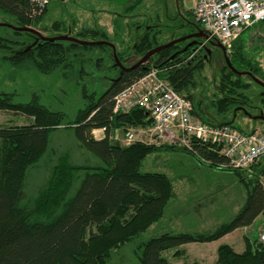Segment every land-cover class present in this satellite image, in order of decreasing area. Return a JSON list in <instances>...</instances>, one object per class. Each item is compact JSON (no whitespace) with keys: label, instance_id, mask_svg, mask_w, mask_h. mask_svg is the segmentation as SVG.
Instances as JSON below:
<instances>
[{"label":"trees","instance_id":"obj_1","mask_svg":"<svg viewBox=\"0 0 264 264\" xmlns=\"http://www.w3.org/2000/svg\"><path fill=\"white\" fill-rule=\"evenodd\" d=\"M141 1L132 0L123 8L114 21L115 28L123 26L121 20L136 16L133 10ZM48 5L38 13L31 0H0V17L14 20L15 26L34 28L47 13ZM177 17L192 31L201 29L191 8L178 12ZM146 24L143 33L130 35L132 43L125 46L116 29L112 37L96 25L74 34L72 28L64 27V22L59 20L51 24V29L58 35L80 40H107L114 44L120 63L127 67L163 44L157 39L158 26ZM133 25L140 27L135 22ZM259 26L264 31V20L253 27ZM243 35L242 32L232 42L227 56L236 70L249 71L264 82L260 64L247 51ZM34 40L33 33L0 25V61L13 67L26 62L45 74L66 69V77L76 72L80 79V73L86 74V65L94 62L93 66L100 68L107 61V71L112 76L101 93L81 84L77 92L79 103L71 114L52 108L36 97L23 103L17 102L11 93L0 92V110H11L28 118L26 124L0 126V264H120L116 258L125 248L129 250L128 264H170L169 252L182 257L184 245L213 242L251 226L264 213V155L246 167L234 168L226 166L228 159L220 154V146L215 143L193 141V150L166 142L121 143L115 137L116 131L144 129L151 124V118L142 107L124 113L112 110L113 97L119 91L155 68L159 77L190 100L192 114L197 119L210 124L230 123L239 129L229 116L235 108L253 115L262 111L264 115V88L250 76L236 74L226 64V72L222 69L217 86L220 97L209 103L212 113L201 109V100H196L190 90L196 85L195 73L207 60L203 56L207 53L204 46L198 54L194 44L185 47L183 42H178L120 73L114 65L112 48L107 44L38 40L26 50ZM209 43L213 44L212 40ZM130 56L134 60L126 63ZM252 85L260 89L256 101L247 94ZM94 129L103 130V137L95 139L91 134ZM58 130L69 132L98 162L75 163L67 152L59 154L50 165L49 175L28 192L27 177L40 169L39 164L49 156L50 135ZM172 150L194 158L207 168L232 172L238 177L244 199L228 221L204 232L164 231L146 236L176 193L165 173L142 171L141 166L148 155ZM213 264H264V242L259 234L253 238L244 236L241 252L229 244H220Z\"/></svg>","mask_w":264,"mask_h":264},{"label":"rangeland","instance_id":"obj_2","mask_svg":"<svg viewBox=\"0 0 264 264\" xmlns=\"http://www.w3.org/2000/svg\"><path fill=\"white\" fill-rule=\"evenodd\" d=\"M131 1L56 0L49 3L47 13L34 28L42 35H58L51 29V24L55 20H59L64 22V27L72 28L74 34L82 28L96 25L104 28L112 37L113 31L116 29L119 37L124 40V46L132 43L130 35L133 37L134 33H143V26L148 22L158 26L160 33L157 39L161 43L172 41L191 31L188 26L183 25L184 23L177 17V13L181 14V11L188 10L193 0H142L133 10L136 16L121 20L120 23L123 26L119 29L115 28L114 21H116L117 15L121 14L123 8ZM2 20L10 24L15 22L10 18L0 17V21ZM134 22L137 25L140 24V27L131 26ZM174 27L177 28L173 30ZM243 34L247 51L258 61L264 73V31L259 26L247 29ZM119 43L116 41L117 46L120 45ZM183 43H185V47L189 44L186 40ZM202 44L207 50L206 55L203 54L207 60L204 62L203 68L195 73L196 85L190 90L196 100H201V109L213 113L209 103L220 97L217 86L226 62L224 54L215 45L208 41L202 42ZM228 54L230 52L227 50L226 55ZM133 60L134 58L130 56L126 63ZM93 64L86 65V74L80 73V79L76 72H70L66 77L65 72L68 71L66 69L45 74L36 71L26 62L19 67H13L0 61V92L11 93L17 102L23 103L31 101V97H36L52 108L61 109L71 114L79 103L77 92L81 84H86L88 90L98 93L108 87L112 73L107 71V61L100 68ZM78 78L79 80H77ZM259 92V87L252 85L247 94L256 101ZM233 111L229 116L232 117L233 124L237 125L239 129L244 132L250 130L264 132V120L253 119V114L248 116L240 112L239 109L233 115ZM194 118L196 117L194 116ZM27 122L28 118L23 114L11 110H0V126L22 125ZM133 129L137 131V129ZM141 132L142 129L139 128L138 133L135 132V138L147 140V135ZM91 134L95 139H100L103 137V130L94 129ZM124 136L125 132L116 131L115 137L121 143L125 142ZM49 145L51 152L47 159L44 158L38 166L40 169L29 173L30 175L27 177L28 192L35 190L43 178L49 175L50 165L59 154L67 152L75 163L98 162L96 157L79 146L67 131L58 130L51 134ZM141 170L165 173L172 180L176 193L175 197L168 202L162 218L150 226L146 236L158 235L164 231L177 233L212 230L220 223L228 221L238 211L244 199V189L234 173L207 168L194 158L174 150L148 155L142 163ZM261 221L264 222V213L259 216L258 222L250 227L249 233L253 232L254 236L257 234L260 236L264 230V226L261 228L263 223ZM249 233L246 232V229H238L210 243L186 244L183 247L184 255L182 257H174L172 252H169L167 257L170 264H184L193 261L197 264H213L217 255V246L231 244L236 251L241 250L244 247L243 236L246 234L253 238ZM128 254L129 250L125 248L120 251L116 260L120 264H128Z\"/></svg>","mask_w":264,"mask_h":264},{"label":"built area","instance_id":"obj_3","mask_svg":"<svg viewBox=\"0 0 264 264\" xmlns=\"http://www.w3.org/2000/svg\"><path fill=\"white\" fill-rule=\"evenodd\" d=\"M31 1L40 13L54 0ZM191 9L206 35L203 43L219 42L226 51L242 32L264 20V0H194ZM135 107L147 111L151 124L141 132L147 140L135 138L139 129H128L123 139L126 144L140 139L193 150V141L215 143L220 146V154L228 159L226 166L234 168L246 167L264 155V133L244 132L230 124H210L194 118L190 100L159 77L155 68L113 97V113ZM260 240L264 242V230Z\"/></svg>","mask_w":264,"mask_h":264},{"label":"water","instance_id":"obj_4","mask_svg":"<svg viewBox=\"0 0 264 264\" xmlns=\"http://www.w3.org/2000/svg\"><path fill=\"white\" fill-rule=\"evenodd\" d=\"M0 25L7 26V27H10V28L18 30V31H26V32L33 33L35 35V40L30 46L26 47V50L29 49L32 45H34L38 40H43V41L68 40V41L77 42L79 44H89V45L107 44L108 46H110L112 48L113 58H114V62H115L114 65L119 67L120 73H122L123 71H126V70L133 69V68L141 65L142 63L146 62L147 59L150 56H152L154 53H156L157 51H159L161 49H164V48H166V47H168V46H170L172 44L184 41V40L189 39L191 37H198L199 36L201 38H205V36H206L205 33L201 29L197 30V33L188 34V35H185V36H180V37H178V38H176V39H174L172 41L163 43V44H161L159 46H156L155 48H152L151 50L147 51L144 55H142V57L138 61H136L134 64L126 67V66H123L120 63V61H119V59H118V57L116 55V48H115L114 44L109 42V41H107V40H89V41L88 40H80V39H77L76 37L69 36V35L44 36L40 32H38L36 29H34L32 27L15 26V25L7 23V22H0ZM193 43H194V41L190 42L187 46H189V45H191ZM213 45H215L217 48H219L222 51V53L224 54V57H225V62H226V64H227L229 69H231L236 74H242V75L250 76L254 82H256L257 84H259L260 86H262L264 88V82L261 81L260 79H258L257 77H254L251 74V72H249V71H238L232 66L229 58L226 55V49H225V47L222 44H220L219 42H213ZM237 109H239V108H235L234 109L233 115L235 114V111ZM244 112L246 114H248L249 116H251V114L248 113L246 110H244ZM252 118L253 119L264 120V115H263L262 111H260V113L258 115H253ZM226 124H230V123H226Z\"/></svg>","mask_w":264,"mask_h":264},{"label":"flooded vegetation","instance_id":"obj_5","mask_svg":"<svg viewBox=\"0 0 264 264\" xmlns=\"http://www.w3.org/2000/svg\"><path fill=\"white\" fill-rule=\"evenodd\" d=\"M146 26H148L147 24H145L144 25V28L146 27ZM193 33H197V30H194V31H190V32H186L184 35H182V36H185V35H188V34H193ZM180 37V36H179ZM185 41V40H184ZM184 41H181V42H184ZM186 41H188V43L190 42V41H194V46H196L197 47V50H198V54H200L201 53V47H203V44H202V42H203V38H201V37H191V38H189V39H186ZM185 44V43H184ZM187 45V44H186ZM190 46V45H189ZM219 51H221L219 48H217ZM222 52V51H221ZM204 57H206L205 55H204ZM119 71H120V69H119ZM240 107V106H239ZM242 113L243 114H246L244 111H242ZM249 113V112H248ZM251 115H252V113H250ZM246 115H248V114H246ZM249 116V115H248Z\"/></svg>","mask_w":264,"mask_h":264},{"label":"crops","instance_id":"obj_6","mask_svg":"<svg viewBox=\"0 0 264 264\" xmlns=\"http://www.w3.org/2000/svg\"><path fill=\"white\" fill-rule=\"evenodd\" d=\"M193 3H194V0H193V2H192V5H193ZM192 5H191V7H192ZM190 7V8H191ZM100 130V129H99ZM260 216V215H259ZM259 216L255 219V221L253 222V224L251 225V226H253V225H255L257 222H258V219H259ZM261 222H263V221H261ZM251 226H249V227H244V228H240V229H246V232H248L249 233V229H250V227ZM263 226H264V222L261 224V228H263ZM238 230V229H237ZM236 231V230H235ZM250 235H252L253 237H254V233L252 232V233H249ZM244 236H249V235H244ZM243 236V237H244ZM249 238H251L250 236H249ZM187 245H190V244H187ZM229 245H231V244H229ZM232 246V245H231ZM184 247H185V245H184ZM218 247V246H217ZM233 247V246H232ZM234 248V247H233ZM243 249H244V247H243ZM243 249H241V250H237L238 252H241ZM235 250V249H234ZM216 259V258H215Z\"/></svg>","mask_w":264,"mask_h":264}]
</instances>
